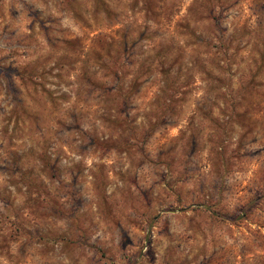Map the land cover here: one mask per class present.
I'll use <instances>...</instances> for the list:
<instances>
[{"label": "rangeland", "instance_id": "rangeland-1", "mask_svg": "<svg viewBox=\"0 0 264 264\" xmlns=\"http://www.w3.org/2000/svg\"><path fill=\"white\" fill-rule=\"evenodd\" d=\"M0 264H264V0H0Z\"/></svg>", "mask_w": 264, "mask_h": 264}]
</instances>
